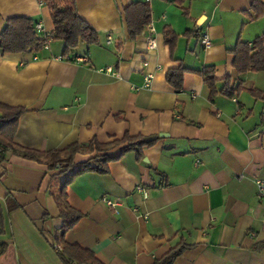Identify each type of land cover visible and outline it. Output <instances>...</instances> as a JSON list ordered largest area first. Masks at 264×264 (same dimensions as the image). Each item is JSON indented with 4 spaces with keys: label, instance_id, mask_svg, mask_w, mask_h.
Here are the masks:
<instances>
[{
    "label": "crops",
    "instance_id": "crops-1",
    "mask_svg": "<svg viewBox=\"0 0 264 264\" xmlns=\"http://www.w3.org/2000/svg\"><path fill=\"white\" fill-rule=\"evenodd\" d=\"M74 1L98 44L64 54L52 39L35 53L0 52V106L24 110L12 131L0 123V132L42 153L125 135L156 140L141 155L122 153L106 173L86 171L67 183L68 207L81 217L64 234L57 204L64 176L7 151L0 264H155L178 246L185 248L171 264H264V202L254 185L264 179V101L249 92L264 90V72L234 68L235 49L264 35V14L255 15L253 0ZM137 2H148L154 31L147 25L129 39L123 11ZM49 15L37 0H0V33L18 17L51 34ZM167 28L176 36L172 49ZM180 66L189 71L176 91L166 73ZM205 66H213L218 90L229 77L233 97H210L193 72ZM94 155L76 153L73 162Z\"/></svg>",
    "mask_w": 264,
    "mask_h": 264
},
{
    "label": "trees",
    "instance_id": "trees-1",
    "mask_svg": "<svg viewBox=\"0 0 264 264\" xmlns=\"http://www.w3.org/2000/svg\"><path fill=\"white\" fill-rule=\"evenodd\" d=\"M39 3L47 6L50 11V17L53 24L51 38L60 41L64 47V54H73L81 45L90 46L98 44L96 33L81 20L77 14L76 4L74 0H37ZM180 1V0H175ZM261 4L258 0H253L252 10L255 15L264 14V8H260ZM129 39H135L140 35L146 26L150 23V7L148 2L133 3L123 11ZM33 21L28 18H15L7 21L4 29L0 33V52L2 54L15 53H35L42 49L44 40L39 37L33 30ZM175 34L169 28L164 30L165 43L172 49ZM234 68L238 75H243L249 71L264 72V35L255 38L251 44L241 43L235 49ZM189 71L183 67L171 69L166 73L167 83L176 91L182 88V78L185 72ZM192 71V70H190ZM203 78V81L209 89L210 97L217 93H223L228 97H233L234 90L229 88V77L222 80V88L217 89L218 81L214 77L213 66H205L201 70L193 71ZM250 94L258 100L264 101V90H249ZM24 112L23 109H10L0 106V123L1 127L6 125L12 131L17 119ZM11 126V128H10ZM0 127V128H1ZM10 135V136H9ZM12 132H0V161L5 159V153L17 154L25 159L34 160L47 165L49 170H57L60 175L64 176V182L61 186L60 195L57 204L60 211V217L63 220L61 233L71 229L73 225L80 219L81 214L74 211L66 202L65 193L63 191L67 183L75 176L86 171H94L97 173H106L108 163L117 159L122 153L131 151L141 155V151L145 147L154 144L155 138L131 137L125 135L120 140H115L108 144H99L96 140H92L85 146L72 145L64 151H53L42 153L32 149H25L15 146L11 143ZM118 147L119 155L110 156L107 152ZM95 151L96 155L88 159L86 162L75 164L73 162L76 153H91ZM184 246H178L171 249L161 260L155 264H171L178 257ZM66 262V261H65ZM96 264V263H95Z\"/></svg>",
    "mask_w": 264,
    "mask_h": 264
},
{
    "label": "built area",
    "instance_id": "built-area-1",
    "mask_svg": "<svg viewBox=\"0 0 264 264\" xmlns=\"http://www.w3.org/2000/svg\"><path fill=\"white\" fill-rule=\"evenodd\" d=\"M40 4L43 5V3H40ZM34 27H35L34 30H36L39 33H42V38L44 40L43 48L47 49L50 41L52 40L51 34L49 32H46L43 29L42 24L40 22H37ZM147 30L150 33H152L154 31V29L149 25L147 26ZM202 37H203L202 38L203 45L208 46L209 45L208 37L207 36H202ZM147 47H148V49H154L155 48V41L150 36L147 37ZM75 61L76 62H87V59L83 58V57H76ZM105 71L115 75L112 72V68H106ZM151 78H152V75H150V74L147 75L146 81L148 82ZM254 185H255L256 191H257V199L264 202V179L256 178L254 180ZM139 189L141 190V188H139ZM105 203H106V205H108L109 208H111L115 213H117V204L116 203L109 201V200L105 201Z\"/></svg>",
    "mask_w": 264,
    "mask_h": 264
},
{
    "label": "water",
    "instance_id": "water-1",
    "mask_svg": "<svg viewBox=\"0 0 264 264\" xmlns=\"http://www.w3.org/2000/svg\"><path fill=\"white\" fill-rule=\"evenodd\" d=\"M163 134H160V136H162Z\"/></svg>",
    "mask_w": 264,
    "mask_h": 264
}]
</instances>
